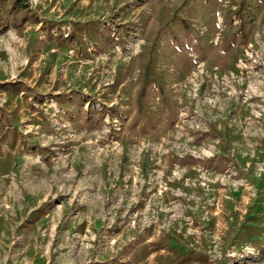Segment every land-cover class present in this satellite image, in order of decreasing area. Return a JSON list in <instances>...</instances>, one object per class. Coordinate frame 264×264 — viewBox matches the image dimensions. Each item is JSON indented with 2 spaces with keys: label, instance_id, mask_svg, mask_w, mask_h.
<instances>
[{
  "label": "rangeland",
  "instance_id": "1",
  "mask_svg": "<svg viewBox=\"0 0 264 264\" xmlns=\"http://www.w3.org/2000/svg\"><path fill=\"white\" fill-rule=\"evenodd\" d=\"M0 264H264V0H0Z\"/></svg>",
  "mask_w": 264,
  "mask_h": 264
}]
</instances>
